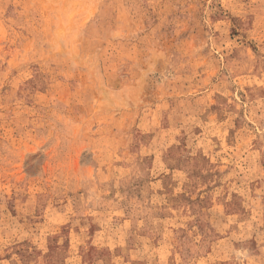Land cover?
Segmentation results:
<instances>
[{"label": "rangeland", "instance_id": "1", "mask_svg": "<svg viewBox=\"0 0 264 264\" xmlns=\"http://www.w3.org/2000/svg\"><path fill=\"white\" fill-rule=\"evenodd\" d=\"M0 264H264V0H0Z\"/></svg>", "mask_w": 264, "mask_h": 264}]
</instances>
